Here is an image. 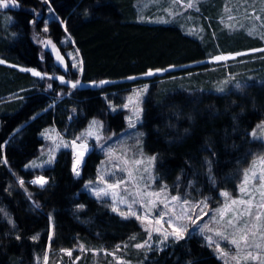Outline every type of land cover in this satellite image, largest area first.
I'll use <instances>...</instances> for the list:
<instances>
[{
	"label": "trees",
	"instance_id": "trees-1",
	"mask_svg": "<svg viewBox=\"0 0 264 264\" xmlns=\"http://www.w3.org/2000/svg\"><path fill=\"white\" fill-rule=\"evenodd\" d=\"M0 11L13 19L4 26L0 14V58L43 74L35 78L0 64V102L21 99L15 111L0 115V264H36L47 248L55 255L80 243L115 248L141 228L136 219L120 218L83 190L96 174L100 153L88 148L77 176L72 150L60 149L53 164L40 171L47 183L39 188L28 182L34 173L22 168L44 143L39 133L49 125L65 134L78 131L91 118L100 119L106 131H119L126 111L112 113V99L122 102L134 85L209 69L208 62L187 65L218 53L209 55L176 24L138 22L134 0H3ZM73 47L78 69L66 52ZM170 67L175 68L164 75L137 78ZM53 75L72 82H115L72 88ZM130 77L136 79L125 80ZM49 95L64 97H55L57 103L48 108ZM261 120L264 81L224 93L164 92L153 85L143 101L141 128L145 150L156 154V172L171 193L218 200L221 190L236 192L242 173L262 150V143L250 137ZM19 177L26 180L23 185L17 184ZM142 264L220 261L200 237L188 235L148 253Z\"/></svg>",
	"mask_w": 264,
	"mask_h": 264
},
{
	"label": "rangeland",
	"instance_id": "rangeland-1",
	"mask_svg": "<svg viewBox=\"0 0 264 264\" xmlns=\"http://www.w3.org/2000/svg\"><path fill=\"white\" fill-rule=\"evenodd\" d=\"M189 4L192 6L189 7ZM134 10L138 22L176 24L185 34L196 38L206 46L209 55L218 54L207 60L187 65L208 62L211 63L209 69L134 85L122 95V102L116 103L112 99L109 102V110L112 113L121 109L126 111L125 125L119 131L113 129L106 131L100 119L91 118L85 127L78 131L70 130L65 134L55 125H49L39 133L44 143L36 156L22 167L23 170L34 173V176L28 180L30 184L41 188L39 184L31 182L38 177H43L47 181L40 171L53 164L60 149L72 150L74 164L79 153H83L84 160L85 152L93 146L100 153L101 160L94 178L83 184V190L94 198L105 201L111 211L120 218L136 219L141 228L139 233L131 235L127 241L112 249L94 248L80 243L75 249H69L71 255L65 262L67 264H142L148 253L161 250L180 240L169 235L168 239L161 243L164 232L171 233L173 227H178L183 231L182 238L188 235L200 237L210 247L220 264H264V181H260L258 177L253 179V173L264 175V120H261L250 132L251 139L262 143V150L254 156L251 164L242 173L236 192L221 190L218 200H213L209 196L198 197L188 192L185 197L171 193L170 186L162 181L156 172V154H150L145 150L144 132L141 128L143 101L153 85L164 92L181 89L224 93L228 90H241L251 82L264 81V0H134ZM48 13L50 17V11ZM0 14L4 26L13 22L12 17L7 13L0 11ZM62 43L66 44L67 40L64 38ZM66 52L73 66L78 69L80 58L75 48L67 49ZM216 56H226L228 59L217 61L213 59ZM0 60L4 61L0 63L1 65L12 66L20 72L32 74L31 71L23 69H34L14 65L1 58ZM174 68L150 70L152 75H147L150 72L148 71L141 75V78L152 79ZM37 77L41 79L43 74ZM51 77L59 83L70 86L77 82L68 81L61 75ZM60 77H63L64 82H61ZM133 79L135 77L125 80ZM101 81L108 83L79 82L76 87L98 88L113 82V80ZM55 97L49 95L48 108L55 106L56 98L64 96ZM17 99L21 100L15 97L0 102V115L15 111L18 107ZM93 121L97 123L93 125ZM89 131L91 135H88ZM254 131L255 137L252 136ZM73 141L75 145L72 144ZM153 157L155 159H152ZM50 159L51 163H49ZM82 159L79 169L83 163ZM246 174L247 180H245ZM21 180L24 183L26 181L19 177L17 184H20ZM113 184H117L118 187L115 189L108 187ZM242 187L245 189L243 192H241ZM100 189H105L108 194L98 197L95 192ZM173 197L178 199L173 200ZM121 200L125 203H121ZM129 205L140 217L139 219L137 216L120 215L121 212L125 214L129 212ZM113 207L118 211H113ZM161 213L165 214L163 220L156 223L160 220L158 214ZM177 217L181 218L176 219ZM169 218L172 219L171 227L167 223ZM49 219L52 228V213ZM157 228L160 232L155 231ZM201 228L204 229L203 232ZM149 232L152 233L151 238ZM217 233H223L227 240ZM242 236L246 239H241ZM233 239L238 242V248L230 243ZM145 241H147L145 247H135L137 244H144ZM50 252L51 250L47 248L43 255L36 258L50 263Z\"/></svg>",
	"mask_w": 264,
	"mask_h": 264
},
{
	"label": "snow or ice",
	"instance_id": "snow-or-ice-1",
	"mask_svg": "<svg viewBox=\"0 0 264 264\" xmlns=\"http://www.w3.org/2000/svg\"><path fill=\"white\" fill-rule=\"evenodd\" d=\"M0 3H3V0H0ZM3 6L7 7V4H4ZM188 6L191 7L192 5L189 4ZM46 30H47V29H45V31H46ZM47 43L50 44L51 41H48ZM53 48H55V45H53ZM238 55H239V54H238ZM57 58H58V59H62V57H59V55H58ZM213 59H214V60H217V61H220V60H226V59H228V57H226V56H216V57H214ZM0 63H4V61L0 60ZM23 70H24V71H31L32 74L35 75V76H41V73L35 71L34 69H23ZM147 75H152V72L150 71L149 73H147ZM60 80H61V82H64V81H63V77H60ZM105 83H108V82H107V81H100V84H105ZM77 84H79V81H77V82H75V83H72L71 86H72L73 88H75V87L77 86ZM237 86L239 87V85H237ZM49 87H51V85H49ZM125 107H128V105H125ZM138 115H139V113L137 112V116H138ZM92 123H93V125H95L97 122H96V121H93ZM90 127H91V126H90ZM91 134H92V133L89 131V132H88V135H91ZM252 136H253V137L256 136L255 131L252 133ZM72 144L75 145V141H73ZM65 146H67V145H65ZM58 147H59V145H58ZM82 156H83V153H82V152L79 153V154L77 155V158H76L74 164H73V171H74V173H75L77 176L79 175V164H80V162H81ZM152 159H155V158L153 157ZM49 163H51V159L49 160ZM33 166H35V163H34V162H33ZM257 177H258V179H259L260 181H264V175H259V174H257V173H253V179H256ZM245 180H247V174L245 175ZM31 183H36V184H39L41 187H43L44 184L47 183V181H46L43 177H38L36 180H33ZM90 183H91V182H90ZM20 184L23 185V184H24V181L21 180V181H20ZM108 187H109V188H112V189H115L116 187H118V185H117V184H113V185H109ZM244 190H245V189L242 187V188H241V192H243ZM95 194L99 197V196H102V195H107L108 193H107V191H106L105 189H100L99 191H96ZM113 195L115 196V193H113ZM157 195H158V194H157ZM224 195H227V193H224ZM172 199H173V200H177L178 197H173ZM120 202H121V203H125L124 200H121ZM233 203H235V201H233ZM79 207H83V205H80ZM113 211H118V209L115 208V207H113ZM120 215H121V216H126V215L137 216V213L134 212V211H132V210H131V205H129V212H128L127 214L121 212ZM158 215L160 216V220H157L156 223H160V222L163 220V216H164L165 214L161 213V214H158ZM137 218L139 219L140 217L137 216ZM180 218H181V217H177L176 219H180ZM167 223H168L169 226L171 227V226H172V219L169 218V220L167 221ZM193 223H195V221H193ZM229 223L231 224V221H229ZM155 231H156V232H160V229L157 228V229H155ZM203 231H204V229L201 228V232H203ZM151 235H152V233L149 232V238H151ZM169 235L174 236L175 239H181L182 236H183V231H182L180 228H178V227H173V231H172L171 233H169V232H164V233H163V240L161 241V243H163L164 241H166V240L168 239ZM217 235H220L222 238H224L225 240H227V237H224V236H223V233H217ZM33 239H36V237H33ZM50 239H51V237H50ZM209 239H211V238H209ZM241 239H246V237H243V236H242ZM230 243H232L233 245H236L237 248L239 247L238 242H237L236 240H234V239L231 240ZM146 244H147V241H145L144 244H137V245H135V247H137V248H142V247H145ZM118 247H119V246H118ZM68 254L71 255V252L69 251ZM253 259H255V257H253Z\"/></svg>",
	"mask_w": 264,
	"mask_h": 264
},
{
	"label": "crops",
	"instance_id": "crops-1",
	"mask_svg": "<svg viewBox=\"0 0 264 264\" xmlns=\"http://www.w3.org/2000/svg\"><path fill=\"white\" fill-rule=\"evenodd\" d=\"M27 73H29V75H31V76H33L35 78H38L37 76L31 74L30 72H27ZM10 100H12V99H10ZM50 257H51V261L50 262H54V261H57V260L66 261L67 258L69 257V255L67 254V251H62V253H58L57 252L55 255L51 251L50 252ZM42 262H43L42 260H38V258H35V263L36 264H42Z\"/></svg>",
	"mask_w": 264,
	"mask_h": 264
},
{
	"label": "built area",
	"instance_id": "built-area-1",
	"mask_svg": "<svg viewBox=\"0 0 264 264\" xmlns=\"http://www.w3.org/2000/svg\"><path fill=\"white\" fill-rule=\"evenodd\" d=\"M70 250H68L67 251V254H68V252H69ZM107 251H104V253H106ZM108 253H110V252H108ZM69 255V254H68ZM70 256V255H69ZM42 264H67V262H65V261H54V262H50V263H48V262H46V261H44V262H42Z\"/></svg>",
	"mask_w": 264,
	"mask_h": 264
},
{
	"label": "water",
	"instance_id": "water-1",
	"mask_svg": "<svg viewBox=\"0 0 264 264\" xmlns=\"http://www.w3.org/2000/svg\"><path fill=\"white\" fill-rule=\"evenodd\" d=\"M203 63V62H202ZM201 64V63H200ZM142 76H139V77H137V78H141ZM136 79V78H135ZM120 81H124V80H120ZM113 82H115V81H113ZM113 82H111V83H113ZM85 148V147H84Z\"/></svg>",
	"mask_w": 264,
	"mask_h": 264
},
{
	"label": "bare ground",
	"instance_id": "bare-ground-1",
	"mask_svg": "<svg viewBox=\"0 0 264 264\" xmlns=\"http://www.w3.org/2000/svg\"><path fill=\"white\" fill-rule=\"evenodd\" d=\"M83 158V157H82Z\"/></svg>",
	"mask_w": 264,
	"mask_h": 264
}]
</instances>
